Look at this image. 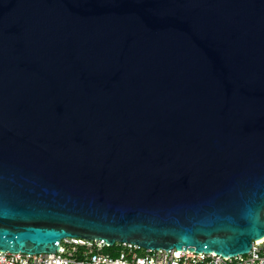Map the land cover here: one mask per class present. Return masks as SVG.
<instances>
[{
	"label": "water",
	"instance_id": "water-1",
	"mask_svg": "<svg viewBox=\"0 0 264 264\" xmlns=\"http://www.w3.org/2000/svg\"><path fill=\"white\" fill-rule=\"evenodd\" d=\"M73 238L264 239V0H0V250Z\"/></svg>",
	"mask_w": 264,
	"mask_h": 264
},
{
	"label": "built area",
	"instance_id": "built-area-1",
	"mask_svg": "<svg viewBox=\"0 0 264 264\" xmlns=\"http://www.w3.org/2000/svg\"><path fill=\"white\" fill-rule=\"evenodd\" d=\"M119 247L117 254L109 248ZM0 264H264V239L254 242L248 255L223 257L215 253L147 250L131 243L110 247L104 241L65 239L56 254L26 255L0 250Z\"/></svg>",
	"mask_w": 264,
	"mask_h": 264
},
{
	"label": "trees",
	"instance_id": "trees-1",
	"mask_svg": "<svg viewBox=\"0 0 264 264\" xmlns=\"http://www.w3.org/2000/svg\"><path fill=\"white\" fill-rule=\"evenodd\" d=\"M119 249V247H115V248H109L108 249V252L113 254V255H116L117 254V250Z\"/></svg>",
	"mask_w": 264,
	"mask_h": 264
}]
</instances>
